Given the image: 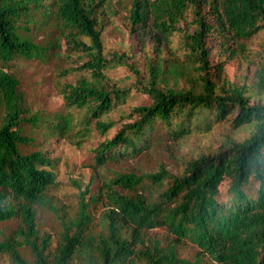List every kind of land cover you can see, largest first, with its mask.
Listing matches in <instances>:
<instances>
[{"label": "trees", "instance_id": "16d2710c", "mask_svg": "<svg viewBox=\"0 0 264 264\" xmlns=\"http://www.w3.org/2000/svg\"><path fill=\"white\" fill-rule=\"evenodd\" d=\"M103 1L0 0V224L6 225L0 255L10 264H76L77 257L81 264H264V58L251 90L223 77L225 62L243 56L264 29V0H131L130 28L150 21L166 48L169 36L182 31L183 57L158 54L146 62L147 80L137 90L149 101L131 108L129 120L93 148L88 165L136 157L164 141L179 146L223 122L249 134L186 160L176 173L163 164L142 173L115 171L93 192L72 181L78 191L73 214L63 217L52 206L56 159L27 147L37 134L60 137L76 124L82 138L91 127L105 134L114 122L103 117L129 96V88L101 81L112 66L102 53ZM181 21L192 29L179 28ZM61 39L85 54L79 67L90 77L61 84L65 112L32 111L8 70L17 59L49 62ZM212 50L219 60H210ZM113 58L124 64L121 55ZM184 70L192 79L187 88L165 81L163 75ZM36 207L57 215L55 238L40 233ZM96 208L99 233L93 232ZM157 228L168 235L164 243L149 236ZM185 241L197 248L192 259L177 253Z\"/></svg>", "mask_w": 264, "mask_h": 264}, {"label": "rangeland", "instance_id": "374dc122", "mask_svg": "<svg viewBox=\"0 0 264 264\" xmlns=\"http://www.w3.org/2000/svg\"><path fill=\"white\" fill-rule=\"evenodd\" d=\"M131 0H104L98 17L101 19L102 53L112 66L104 71L101 79L107 87L116 86L129 88V96L126 101L117 106L103 117L112 120L114 125L105 133L101 134L91 127L89 135L84 138L77 136L79 124L73 125L69 131L60 137H44L41 134L35 136L32 146L28 149L42 148L50 157L56 159L55 172L59 185L50 191L51 204L57 213L63 217L72 215L77 205V188L72 181L81 184L83 189L89 185L90 192L98 191L102 181L107 180L115 171L132 170L136 173L154 171L160 164L176 173L181 171L183 163L202 153L216 150L221 143L228 139H242L248 136L247 128H232L228 122L215 125L211 130L188 136L179 146H173L169 142L159 145L139 156L127 158L119 162H107L102 166L92 168L88 163L92 160L93 148L106 138H110L117 128L125 121L131 108L141 103H147L149 98L139 90L147 80L146 62L157 58V55L169 57L177 53L178 58L183 57L180 30L174 31L167 41L168 48L163 46V37L152 24L147 22L141 30L131 29L128 19V8ZM189 19V17H187ZM188 21V20H187ZM179 28L192 29L188 22L178 23ZM162 44L158 53L154 52V42ZM161 37V38H159ZM264 29L248 42L247 52L243 56L234 57L225 62L223 77H226L235 85H243L246 90L258 86V67L264 58ZM113 54L123 57L124 64H113L116 59ZM86 56L82 51L69 49L65 41L61 39L57 54L46 63L34 59H17L13 61L9 72L12 70L19 79V89L23 92L26 104L32 111L65 112L62 105L60 86L62 83H73L78 77H90V72L82 70L79 66ZM211 61L219 60L216 53L211 51ZM187 71L182 73H168L164 76L165 81L174 88H187L191 81L186 78ZM76 113V111L74 112ZM28 133H31L29 130ZM79 140V142H75ZM225 179L220 185L221 195L225 194L228 185ZM95 209V207H92ZM95 212L94 233H99L98 208ZM57 215L45 207H36V224L40 233H48L55 238L60 228ZM13 225V224H11ZM6 226L0 224V227ZM151 238L156 237L166 241L168 235L163 228L150 231ZM54 240V239H53ZM54 242V241H53ZM197 248L185 241L177 247V253L181 257L192 259ZM28 261L32 259L28 250H24ZM82 259L76 258V264H81ZM0 264H10L7 256L0 255Z\"/></svg>", "mask_w": 264, "mask_h": 264}]
</instances>
